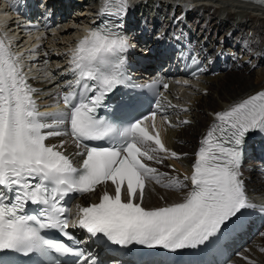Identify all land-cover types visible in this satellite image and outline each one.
Masks as SVG:
<instances>
[{
  "label": "snow or ice",
  "instance_id": "1",
  "mask_svg": "<svg viewBox=\"0 0 264 264\" xmlns=\"http://www.w3.org/2000/svg\"><path fill=\"white\" fill-rule=\"evenodd\" d=\"M255 2L264 5V0ZM129 7V0H105L100 14L108 19L89 28L70 49L67 71L73 80L66 82L67 92H58L63 108L53 111L39 110L38 90L30 83L35 77L26 73L23 53L14 52L12 40L0 34V264H21L3 253L41 258L32 264H97L96 256L80 247L72 228L120 246L171 251L206 247L255 207L241 168L246 137L256 130L264 133V90L213 113L194 153L191 175L183 179L149 163L159 165L181 155L165 146L156 125L160 113L164 124L173 126L159 97L156 110L139 118L136 95L117 102L116 119L97 115L106 97L130 82L124 69V54L132 47L124 34ZM161 84L168 89L163 80L143 87ZM167 107L188 111L171 103ZM53 137H70L76 150L69 152L63 139L49 143ZM109 182L114 194L105 190L98 203L78 206L79 219L70 224L66 198L94 193ZM149 182L188 191L180 202L147 208L143 202ZM29 204L37 210L28 211ZM47 229L57 230L68 242L47 238L42 234ZM69 255L76 259L58 258Z\"/></svg>",
  "mask_w": 264,
  "mask_h": 264
},
{
  "label": "bare ground",
  "instance_id": "2",
  "mask_svg": "<svg viewBox=\"0 0 264 264\" xmlns=\"http://www.w3.org/2000/svg\"><path fill=\"white\" fill-rule=\"evenodd\" d=\"M90 1L85 0V4H89ZM192 1L199 6L193 10L190 17L194 16V19L201 18L203 22H206L205 32L209 29L208 39L215 35L216 42L219 45H229L232 43L231 47H235V54L227 55V59L231 61L233 66L230 71H237L239 73L228 77L230 71L227 70L225 73L208 77L200 83L205 91L196 88L180 95L178 104H183L184 107H187L188 111L184 117L190 119L192 125L184 126L180 130L176 128V130L169 132L166 140L167 145L180 153L192 149L196 144V140L206 134L208 127L213 121L211 112L223 110L242 98L264 90V43L263 47L258 50L253 46L257 45L256 42L260 36L264 35L262 34L264 32V9H251L249 4L244 2L237 3L226 0ZM140 5L141 9L144 10L142 4L134 6L139 7ZM149 7L152 8V5L150 4ZM133 10L136 9L134 8ZM224 22L229 23L231 26L229 28L225 26V29L222 26ZM241 24H246L247 29L241 30ZM76 25L80 26V24ZM250 26H254L258 33L253 35L254 30ZM63 33L65 34L66 31H63ZM236 34H238V37ZM62 37L64 39L69 38L65 35ZM219 45L216 46V50L220 48ZM237 51L240 52V55L237 54ZM242 55L243 57L241 58ZM253 65L259 66V68L262 65L261 70L256 72V78L254 79H252L251 75H246ZM234 83L238 85L237 88ZM209 90L217 93L219 98L214 99L207 95ZM189 162L190 157L184 156L179 160V163H181L179 167L184 168ZM161 193L170 201L178 200L181 194L180 191L171 192L166 190H161ZM149 196L152 198V195ZM257 264H264V259L258 261Z\"/></svg>",
  "mask_w": 264,
  "mask_h": 264
},
{
  "label": "rangeland",
  "instance_id": "3",
  "mask_svg": "<svg viewBox=\"0 0 264 264\" xmlns=\"http://www.w3.org/2000/svg\"><path fill=\"white\" fill-rule=\"evenodd\" d=\"M149 5H150V3H146V6L147 7H149ZM143 7V6H142ZM224 28H225V26H228V28L231 26V25H229V23L227 24L226 22H224L223 23V25H222ZM222 27V28H223ZM251 27V29L252 30H254L253 31V35L254 34H257L258 32L255 30V27L254 26H250ZM244 28L245 29H247V25L246 24H244V25H242L241 24V30H244ZM226 29V28H225ZM237 33H239V32H237ZM252 34V33H251ZM262 34H264V32L262 33ZM261 34V35H262ZM236 36L238 37V34H236ZM240 38V37H239ZM259 42V43H258ZM257 43V45H253L254 46V48H256V50H258V49H260V48H262L263 46V43H264V35H262V36H260V38L258 39V41L256 42ZM254 67V65L250 68L251 70L250 71H248L247 72V76H252V79H254V78H256V75L255 74H257L256 72H259V70H261V67H262V65H260V68H259V66L258 67H256V68H253ZM253 68V69H252ZM241 72H243V71H241ZM236 73H239V72H237V71H235V72H229L228 73V77H230V76H232L233 74H236ZM234 85H235V87L237 88L238 87V85L237 84H235L234 83ZM207 95H209V96H211V97H213L214 99L216 98V99H218L219 97H218V95H217V93H215V92H212L211 90H209V92L207 93ZM194 127V126H193Z\"/></svg>",
  "mask_w": 264,
  "mask_h": 264
}]
</instances>
